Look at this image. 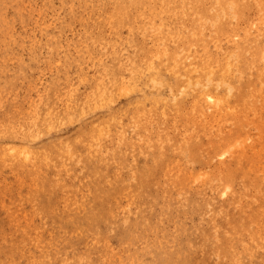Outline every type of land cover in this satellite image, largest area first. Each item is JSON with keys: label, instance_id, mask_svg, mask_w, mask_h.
I'll return each instance as SVG.
<instances>
[{"label": "rangeland", "instance_id": "rangeland-1", "mask_svg": "<svg viewBox=\"0 0 264 264\" xmlns=\"http://www.w3.org/2000/svg\"><path fill=\"white\" fill-rule=\"evenodd\" d=\"M253 1H239V7H237V10L239 11L235 9L236 17L234 18L235 20L232 19V21L234 20V26L232 29L233 32H231V35L233 36H231V41L228 42L231 44L227 43V45L233 46V44L238 42H244V40H247L246 38H249L248 35H250L249 41H246L244 42L245 44H243L248 52L246 55L248 54V56H250L253 46L256 49H259L260 47L258 51L261 55V58L259 59L258 66L256 67L262 68V66H264V34L260 35L259 33L261 32L260 29H262V32H264V13L258 11L257 8L261 6L264 8V2H262L263 0ZM257 1L259 3L262 2L260 3L261 6ZM245 3L248 4L244 5ZM257 3L259 5H257ZM101 4V0H0V264H35L37 261L38 264H56V262L57 264H64L66 260L67 264H89V260L91 261L90 264H102V262H104L103 264H123L124 262L125 264H145L144 262L146 261H148L146 264H167L168 259H170L171 256L176 255L177 252L181 254L183 253L187 259L191 258L190 264H202L201 261L203 262L204 258L211 260V262L208 264H230L233 256L236 255L239 257L242 254L243 256L241 257V264H247V262L249 264H253L254 262L255 264L263 263L264 241H258L260 243L259 245V243L255 240L253 242L249 236V239L251 240L250 241L246 235H243L246 238L242 236L241 238H238V240H235L238 245H236L234 241V243L230 246L232 248L231 252H228L229 254L227 253L226 256H221L220 253L223 252L222 250L226 251V248H224L226 244H230V241H226L227 232L223 230V225L226 223L228 215L235 206L234 196L233 199L231 198V190L238 189L240 182L230 183L233 184L232 188H229L230 190H226L227 188L224 189V185L227 182L222 180V176L216 173V170L215 172L213 170L216 169L219 162L228 159L227 157H229V153L225 154L224 157L215 156L216 158H212L211 160V162L213 161L212 163L210 162L209 164H201L199 162V157H204L208 154L206 143L200 150L195 145L193 146L190 153H184L183 151L186 148L185 143L187 140H189V138L186 139V133L184 129H175L171 121H169L167 124L169 127L168 139L157 134L159 133L162 135V133H160V131L157 129V126L153 120V127L147 125L146 114H148L149 111H151L150 116L152 118L153 114L156 115L155 110L157 108L160 109L159 106H157L158 104L161 106L166 102L171 103V98L165 96L166 92L165 88L163 87L175 85L176 83L173 81L172 75H170L169 72H166V68L161 66V64L159 66L161 69H158L155 72L149 70L144 74H140L138 70L133 69L139 67L138 64L141 60L143 61V66H147L144 63V60L152 51L156 52L157 47L165 48L167 51L171 50V44L165 41H156V39L160 36L158 35V32L164 31V34H167L171 27V31L177 35L180 32V28H190L192 16L189 15V17H182V20H180V25L177 26L173 24L169 16L165 17L163 16V13L157 16L150 8L131 10V12H129L130 17L122 15L121 12H119L116 17H113L109 10L105 13L100 11V8L98 7ZM206 4L205 7L209 9V3ZM159 11L162 10L159 9ZM237 17L241 18L242 20L240 19L239 22L238 19H236ZM243 18L245 19L243 20ZM235 21H238V23ZM244 32H246L247 35L244 34ZM207 34L208 35L206 37L209 36L210 32H207ZM254 36L255 38H253ZM174 40L178 43V45H174L176 49L183 46L182 43L184 41L176 38H174ZM221 43L224 44L225 42ZM247 44L249 49H247ZM227 45L224 44V46ZM227 48L231 50V48L228 46ZM171 55L174 58H177L176 53H171ZM158 61L159 60H156V62ZM258 68L249 69L247 67L249 72H246L245 74V81H255L257 79L255 76L257 75L256 72L258 71ZM143 71H145V69ZM149 75L154 76L158 81H162L161 84L153 86L151 83H149ZM250 76H254L255 78H251ZM179 84L180 83H177V85ZM186 93H188V91L180 90L175 94L178 96L177 100L182 97L185 108L190 111L194 102V95L191 96L190 94ZM72 102L75 105L72 104ZM73 105L74 107H72ZM213 105H216L215 102ZM67 106L70 107L68 108ZM27 109L30 111L28 112ZM70 109H72V111ZM67 110L71 111L70 115L67 114ZM137 110L139 113H137ZM26 111L28 113H26ZM32 112H34L35 115ZM144 113L145 115L142 116ZM249 116L253 117L252 114ZM36 118H41V123L39 120L37 122ZM43 120H46L47 122L45 121V123H48L49 126L48 124L46 125ZM5 123L8 126L6 128L4 127ZM213 125L215 127L218 126L217 123H214ZM49 127L53 128L48 129ZM31 129H33L34 132ZM19 132L23 133L24 136ZM25 134L29 135L26 137ZM33 136L36 138H33ZM202 138L205 141H208L206 136L203 135ZM77 139H79V142ZM75 142L76 144H74ZM240 142L243 144V141ZM53 144L58 146L56 147ZM252 144V139L245 140V145ZM8 145H14L15 148L13 146L10 148ZM73 147L75 148L73 149ZM56 148H58L60 151ZM20 150L24 151V154L28 153L30 155H25L27 157V162H25L26 157ZM65 150L68 151V155L65 153ZM72 152L74 154H72ZM1 154L5 155L1 156ZM69 154L71 155L69 156ZM11 155L14 156L12 157ZM57 155L60 157H55ZM42 156L43 158L49 160H44ZM15 157V160H18L19 164L21 163L23 167L21 164L19 165L17 163L18 161L16 162L14 160ZM38 157L41 159L39 160ZM41 160H43V162ZM53 162L54 164H52ZM59 163H64L63 165H66L67 169L65 166L62 164L60 165ZM44 164L47 166L45 167ZM261 165L264 167V163ZM32 171H34L35 174ZM56 173L60 175L58 176ZM31 174L33 175L31 176ZM255 174H257V176L262 178V181H264V173L256 172ZM47 175L51 176V178ZM53 175L56 177L52 178ZM206 175L207 178L205 177ZM209 175L211 179L209 178ZM178 176L181 177L179 178ZM38 177L40 178L38 179ZM39 180L40 182H38ZM36 182L40 189H35L38 188L35 187L37 186ZM180 183L185 184L187 189L185 186L184 189L183 187H179L181 186ZM88 184L90 187H88ZM46 185L47 188H44ZM79 185L82 189H79ZM83 187L86 188L83 189ZM175 188L177 192L175 191ZM216 188L221 190L218 191ZM223 190L229 192H224ZM89 191H92L90 196L88 193ZM190 191L194 195H192ZM79 192H81L83 196L79 194ZM84 192L88 195H86ZM168 192L171 193L169 194ZM174 192L177 193V200L176 193ZM160 195L163 196L161 197ZM111 196L114 198H111ZM164 196L165 198H163ZM169 196H172L173 200L172 197L170 198ZM186 197L187 200H185ZM78 198H80V200ZM70 199L72 200L71 203ZM135 199L138 201H135ZM168 199L171 201H167ZM191 199H194L193 202H191ZM63 200L66 201L64 202ZM53 201H55V203ZM79 202L80 205L83 203L86 205L85 207L88 210L86 212L88 214L93 209H95L96 212L99 210L101 214L100 217L104 215L103 217L105 219H100L98 223L89 222L80 223L78 225L69 224L71 223L70 216L76 212V207L80 206L78 205ZM43 203L46 204L44 205ZM56 203L58 204V207ZM119 203L121 204L119 205ZM133 204L136 205L134 206ZM138 205L140 206L136 207ZM175 205H177L176 207L179 209H176ZM182 205L185 208H183ZM111 206L113 208H111ZM118 206H120L121 210ZM163 206H165V208ZM203 206L205 207L203 208ZM223 206H225L227 212L224 213V211H222V214L221 208ZM40 207L41 209L43 208V210L47 209V211L45 210L46 214L45 211L43 212V210H40ZM196 207L198 209H196ZM125 208H128V211ZM131 209H134L138 212H134V210L132 211ZM125 211L127 215L124 214ZM86 212L85 214H87ZM161 212L167 215H164L163 213L161 214ZM179 212L181 214H179ZM195 212L198 214V216ZM50 213H54L55 215H51ZM62 213H66V217L64 214L62 215ZM131 213L132 215L130 216ZM75 214L80 216V213L78 212ZM113 214H115L114 217ZM56 215H58V217ZM117 215L120 218H118ZM173 215L178 217H174ZM85 216L86 215H84V217ZM150 216H152L151 219ZM186 216L188 219L184 218ZM166 217L169 220L171 219L173 222L178 220V223H176L177 221L175 223L179 226L175 225V223H172V221H169ZM169 217H172L173 219ZM136 218L138 219V222L136 221ZM108 219L111 220L109 221ZM35 220H37V222L39 221V223H34L36 222ZM64 220L67 222H63ZM180 221L181 224H179ZM262 221L263 222L260 224L261 230L259 231L264 237V220ZM48 222L52 224V226ZM118 223L122 228L120 226L118 227ZM162 223H164L166 226ZM26 224L32 227L31 230H27L24 227ZM67 224L69 228L67 227ZM84 225L86 230H84ZM138 225L141 231L137 229ZM160 226L161 228L163 226V228L160 229ZM55 227L58 231L55 230ZM131 227L133 228V233ZM151 227H154V230ZM156 227L158 229H156ZM177 227H179V229ZM24 228L26 230H23ZM76 228L79 230V232L76 230ZM217 228L220 229L217 231ZM166 229L169 230V238H166L168 237ZM214 229L217 231V233ZM87 230H89L88 233ZM176 231H179V235ZM42 232L44 235L41 234ZM187 232L189 233L187 234ZM62 233L65 234V237ZM141 234H143V236ZM158 234L160 237L161 235H164L163 238L161 237L163 240L158 237ZM198 234H200V238ZM150 236L154 239H152ZM87 237H89V240ZM219 237H222V240ZM71 238L74 239L72 240ZM84 239L88 241H86L87 244ZM95 239L100 243L101 247L97 242H95ZM104 239H106V241H104ZM164 239L166 241H164ZM198 239H200V241ZM141 241L143 244L140 243ZM120 243L121 245L119 246ZM126 243L127 245L128 243L129 245L131 244V249L128 248ZM160 243H164L167 248L163 244L161 246ZM196 243H198V245ZM116 244L117 246L115 247ZM83 245L86 247L84 248ZM45 246L47 247L46 249ZM132 246L135 252L133 251ZM156 246L160 248L162 247L161 250H159L160 248H157ZM199 246L201 247L200 249H198ZM87 247L90 248L88 249ZM222 247L224 249H222ZM233 247H235V249ZM251 247L254 252L258 250L256 248H259L260 253L258 251L254 253L252 250H250ZM78 249H80V251ZM143 249H148V251L144 250L146 252L145 253L143 252ZM239 249L241 251H239ZM98 250H101V252ZM42 251L44 254L41 253ZM75 251L79 252L80 254ZM85 251L89 252L86 254ZM95 251L97 254L94 253ZM124 251L125 253H123ZM172 251L174 253H172ZM61 252L64 256H66L64 257ZM217 252L220 256L215 254ZM48 253L50 254L49 256ZM141 253L142 255L144 254V257L141 256ZM161 253H164L162 258L160 257ZM89 254L91 255L89 256ZM114 254L117 256V258ZM127 254H130L132 257L130 255L127 256ZM191 254H193V256ZM87 255L89 258H91L88 259ZM111 255H114L115 257H111ZM158 255L159 258L157 257ZM54 256H56L57 260ZM60 256H63L62 258H64L65 261ZM122 256L124 258H122ZM138 256L140 257V260L137 259L139 258ZM48 257L50 260H48ZM226 257L229 259L226 260ZM67 258L72 261L70 262L69 260L68 263ZM194 258H196V261H200H197L196 263L192 262V260L194 261ZM7 259H10V261ZM255 259H257V262ZM33 260L36 262H33ZM112 260H114L115 263Z\"/></svg>", "mask_w": 264, "mask_h": 264}, {"label": "bare ground", "instance_id": "bare-ground-1", "mask_svg": "<svg viewBox=\"0 0 264 264\" xmlns=\"http://www.w3.org/2000/svg\"><path fill=\"white\" fill-rule=\"evenodd\" d=\"M85 1V0H84ZM210 1V2H209ZM239 1L240 0H101V5L98 7L100 8V11L101 12H107L108 10L110 11V14L113 16V17H116L118 15L119 12H121L122 15L124 16H128L130 17V14L129 12H131V10H134V9H140V8H150L153 10V12L155 13V15L159 16L163 13V16L165 17H170V20L173 22L174 25H180V20H182V17H189L192 16V21H191V26L190 28H180L179 29V34L175 35L172 31H171V27L168 31L167 34H164V31H159L158 32V35H160L156 41H165L169 44H171L172 46V49L167 51L165 50V48H161V47H157V51L154 52L152 51L149 56L144 60V63L147 65V66H143V61L141 60L138 64V68H135L133 70H138V72L140 74H144L146 73L147 71L149 70H152V71H157L158 69H161L159 66L161 64V66H164L166 68V72H169L170 75H172L173 77V81L176 83L175 85H170L168 87L164 86L163 88H165V96L166 97H170L171 98V103H164L160 106V104H158L157 106H159L160 109H156L155 110V114H153L152 118L150 116L151 114V111H149L148 114H146V119H147V125L148 126H152L153 127V122L156 124L157 126V129L160 131V133H162V135H160L159 133H157L159 136L161 137H165V138H168V132H169V127L167 126L168 122L171 121L173 127L177 130H179L180 128L181 129H184L185 130V133H186V139L189 138V140L186 141L185 145H186V148L185 150L183 151L184 153H190L192 151V148L193 146H197L200 149H202L203 145L206 143V147H207V156H204V157H199V162L201 164H209L212 160V158H216L215 156H223L225 154H228L229 153V157H227L228 159L222 161V162H219V164L217 165L216 169H214L213 171L215 172L216 170V173L220 174L222 176V180L227 182L225 183L224 185V189L227 188L226 190H228L229 188L231 189L233 184H230V183H235V182H240V184L238 185V189H234V190H231L232 191V194H231V198L233 199V196H234V203H235V206L233 208V210L230 212V214L228 215V218H227V221L226 223L223 225L224 228L223 230L227 232V242L230 241V244H226V246L224 248H226L224 250H222L223 252H220L221 253V256H226V254L228 252H231V248L230 247L235 240H238V238H241L243 235L245 236H248V239H249V236L251 237V240H254L256 242L260 241H264V237L262 236V234L260 233L259 230H261V227H260V224L263 222L262 220H264V181H262L263 179L258 177L257 174H255L256 172H261V173H264V167L261 165L262 163H264V66H262V68H258L256 66H258V61L259 59L261 58V55L259 53V49H256L254 46H253V50L250 52V56H248V54L246 55L247 50L245 48V46L243 44H245L244 42L246 41H249V38H250V35L249 38H246L247 40H244L241 41V42H238L236 44H233L232 45H227L228 42L231 41V32L232 29H233V26H234V18L236 17V14H235V9L237 10V7H239ZM243 1V0H242ZM249 1V0H247ZM253 1V0H252ZM262 1V0H260ZM82 2V1H81ZM90 2V1H89ZM99 2V1H98ZM254 2V1H253ZM256 2V1H255ZM258 2V1H257ZM264 2V0L262 1ZM260 2V3H262ZM83 3V2H82ZM206 3H209L208 5H210L209 9H207L205 7V4ZM259 3V2H258ZM257 3V5H259ZM96 4V2H95ZM94 4V5H95ZM98 4V3H97ZM100 4V2H99ZM242 4V3H241ZM248 3H245L244 5H246ZM254 4V3H253ZM83 5V4H82ZM85 5V4H84ZM92 5V3H91ZM207 5V4H206ZM256 5V4H255ZM88 6V5H87ZM261 6V4H260ZM264 6V4H263ZM94 7V6H93ZM243 7V5H242ZM91 8V7H90ZM94 9V8H93ZM162 10V11H159ZM242 9V8H241ZM258 11H261L262 13H264V8L261 6L259 8H257ZM239 11V10H237ZM245 13V12H244ZM243 13V14H244ZM235 14V15H234ZM259 14V13H258ZM257 15V14H256ZM239 16V15H237ZM250 18V17H249ZM261 18V17H260ZM259 18V19H260ZM232 19H234L232 21ZM238 19V21L241 19V18H236ZM245 18H243L244 20ZM242 20V19H241ZM251 20V19H250ZM238 21H235L238 23ZM240 22V21H239ZM246 23V22H245ZM263 24V23H262ZM259 26V25H258ZM262 26V25H261ZM264 26V25H263ZM262 26V27H263ZM248 27V26H247ZM260 27V26H259ZM239 28V27H238ZM264 28V27H263ZM239 30V29H238ZM245 30V29H244ZM259 30V29H258ZM261 32L258 33L261 35V34H264V32H262V29H260ZM256 31V30H255ZM207 32H210L209 36L206 37L208 34ZM241 34V33H240ZM244 34H246V32H244ZM242 35V34H241ZM247 35V34H246ZM257 36H259L258 34H256ZM247 36V37H248ZM176 39H179L181 41H184L182 44L183 46L181 48H175L174 45L178 43L174 40V38ZM239 38V37H238ZM242 38V36H241ZM255 38V36L253 37ZM234 39V38H233ZM258 40V39H257ZM233 41V40H232ZM221 42H225L224 44L227 45L230 49L227 48V46H224V44H222ZM253 42V41H252ZM153 43V42H152ZM251 43V42H250ZM263 43V42H262ZM228 44H231V43H228ZM253 45V44H252ZM251 45V46H252ZM153 47V46H152ZM151 48V47H150ZM247 49L248 48V44H247ZM262 49V48H261ZM171 53H176L177 55V58H174ZM264 53V52H263ZM156 60H159L158 62H156ZM264 63V61H263ZM262 63V64H263ZM247 67L249 69H256L258 68V71L256 72V76L257 79L255 81H245L246 79L245 78V74L246 72L248 73L249 72V69H247ZM145 69V71H143ZM168 73V74H169ZM249 77V76H248ZM251 77V76H250ZM254 77V76H253ZM251 77V78H253ZM254 77V78H255ZM250 78V79H251ZM149 79V83H151L153 86H156V85H160L162 81H158L154 76H151L149 75L148 77ZM177 83H180L179 85H177ZM161 89V88H159ZM180 90H186L188 91V93L186 94H190L191 96L194 95V102H193V105H192V109L190 111H188L185 106H184V103H183V100H182V97L180 99L177 100V95L175 94L176 92L180 91ZM191 92V93H190ZM1 93V92H0ZM52 95V94H51ZM54 96V95H53ZM56 100V99H55ZM52 101V100H51ZM50 101V102H51ZM213 101V102H212ZM49 102V103H50ZM56 102V101H55ZM215 102L216 105H213V103ZM48 104V103H47ZM72 104H74L72 102ZM75 105V104H74ZM74 105L72 107H74ZM214 107H213V106ZM184 106V108H183ZM68 108L70 106H67ZM74 109V108H73ZM51 110V109H49ZM72 111V109H70ZM70 110H67V114L70 115ZM28 111V109H27ZM26 111V113H28ZM169 111V112H168ZM51 112V111H49ZM174 112V113H173ZM34 113V112H32ZM137 113H139V111L137 110ZM10 114V113H9ZM49 114V113H48ZM252 114L253 117H250L249 115ZM27 115V114H26ZM35 115V113H34ZM145 113L142 115L144 116ZM11 116V115H10ZM39 116V115H38ZM41 116V115H40ZM26 117V116H25ZM35 118V117H34ZM12 119V118H10ZM14 119V118H13ZM26 120V119H25ZM29 120V119H28ZM37 122L38 120L40 121L41 118H36ZM47 120V119H46ZM45 120V121H46ZM153 120V122H152ZM27 121V120H26ZM44 121V120H43ZM44 121V123H45ZM11 122V121H10ZM35 122V123H37ZM47 122V121H46ZM27 123V122H26ZM31 123V122H30ZM41 123V121H40ZM42 123V124H44ZM214 123H217L218 126L215 127L213 124ZM9 124V123H8ZM13 124V123H12ZM32 124V123H31ZM46 124V123H45ZM48 124V123H47ZM46 124V125H47ZM92 124V123H91ZM138 124H139V121H138ZM11 125V124H10ZM27 125V124H26ZM35 125V124H33ZM54 125V124H53ZM22 126V125H21ZM49 126V124H48ZM52 126V125H51ZM5 128L8 127L5 123ZM34 127V126H33ZM36 127V126H35ZM42 127V126H41ZM24 128V127H23ZM45 128V127H44ZM50 128H53V127H49L48 129ZM34 129V128H33ZM31 129L33 132L34 130ZM43 129V128H42ZM16 130V129H15ZM21 130V129H20ZM31 131V132H32ZM47 131V130H46ZM9 132V131H8ZM17 132V131H16ZM21 132V131H20ZM19 132V133H20ZM24 132V131H23ZM42 132V131H41ZM15 133V132H13ZM25 133V132H24ZM82 133V132H81ZM87 133V132H85ZM12 134V132H11ZM9 134V135H11ZM17 134V133H16ZM20 134H23V133H20ZM34 134V133H33ZM32 134V135H33ZM125 134V133H124ZM13 135V134H12ZM15 135V134H14ZM26 137L29 135L25 134ZM31 135V134H30ZM86 135V134H85ZM206 136L208 138V141H205L202 136ZM24 136V134H23ZM22 137V135H21ZM20 137V138H21ZM33 138H36L33 136ZM32 138V139H33ZM14 139V137H13ZM31 139V138H30ZM28 139V140H30ZM169 139V138H168ZM248 139H252L253 140V144L252 145H245V140H248ZM15 140V139H14ZM19 140V139H18ZM26 140V139H25ZM24 140V141H25ZM54 140V139H52ZM79 139H77L78 141ZM20 141V140H19ZM23 141V142H24ZM64 141V140H63ZM72 141V140H71ZM70 141V142H71ZM240 141H243V144H241ZM53 142V141H51ZM61 142V141H60ZM66 142V141H65ZM79 142V141H78ZM69 143V142H68ZM20 144V143H19ZM76 144V142L74 143ZM51 145V144H50ZM54 145V144H53ZM52 145V146H53ZM72 145V144H71ZM9 146V145H8ZM14 147V145H12ZM12 146H9L10 148ZM20 146V145H19ZM27 146V145H26ZM25 146V147H26ZM47 146V145H46ZM45 146V147H46ZM49 146V145H48ZM56 146V145H54ZM58 146V145H57ZM56 146V147H57ZM60 146V145H59ZM23 147V145H22ZM44 147V148H45ZM61 147V146H60ZM64 147V146H63ZM15 148V147H14ZM17 148V147H16ZM33 148V147H31ZM50 148V147H49ZM54 148V147H53ZM62 148V147H61ZM60 148V149H61ZM75 147H73L74 149ZM13 149V148H12ZM22 149V148H21ZM41 149V148H40ZM57 150H59L58 148H56ZM72 149V148H70ZM2 150V149H1ZM5 150V149H4ZM9 150V149H8ZM24 150V149H23ZM29 150V149H28ZM44 150H48V149H44ZM14 151V149H13ZM11 151V152H13ZM22 151V150H20ZM19 151V153H20ZM25 151H26V148H25ZM33 151V150H32ZM37 151V150H36ZM43 151V150H42ZM53 151V150H52ZM60 151V150H59ZM66 151V150H65ZM24 151H22V154L25 156L26 154L28 153H23ZM31 152V151H29ZM35 152V151H33ZM45 152V151H44ZM49 152V151H48ZM62 152V151H61ZM68 151H66L65 153L67 154ZM75 152V151H74ZM17 153V154H19ZM36 153V152H35ZM51 153V151H50ZM56 153V152H55ZM60 153V152H59ZM64 153V152H62ZM14 154V153H12ZM33 154V153H32ZM72 154H74L72 152ZM5 155V154H3ZM1 154V156H3ZM29 155V154H28ZM44 155V154H43ZM46 155V154H45ZM50 155V154H49ZM54 155V154H53ZM68 155V154H67ZM71 154H69L70 156ZM12 156V155H11ZM14 156V155H13ZM12 156V157H13ZM30 156V155H29ZM35 156V155H34ZM40 156V155H39ZM48 156V155H47ZM6 157V156H4ZM10 157V156H8ZM26 157V156H25ZM41 157V156H40ZM46 157V156H45ZM55 157H60L59 155L55 156ZM63 157V156H62ZM72 157V156H71ZM226 157V156H225ZM2 158V157H1ZM37 158V157H36ZM35 158V159H36ZM39 158V157H38ZM43 158V156H42ZM50 158V157H49ZM69 158V157H68ZM10 159V158H8ZM16 159V157L14 158V160ZM27 159V157L25 158V160ZM29 159V157H28ZM33 159V158H32ZM34 159V160H35ZM41 158H39L40 160ZM44 160L46 158H43ZM61 159V158H60ZM59 159V160H60ZM37 160V159H36ZM38 160V161H39ZM46 160H49V159H46ZM4 161V160H3ZM13 161V160H12ZM16 161V160H15ZM18 161V160H17ZM16 161V162H17ZM21 161V160H20ZM43 162V160H41ZM51 161V160H50ZM53 161V160H52ZM57 161V160H56ZM64 161V160H63ZM67 161V160H66ZM65 161V162H66ZM81 161V160H80ZM27 162V160L25 161ZM37 162V161H36ZM36 162H33V163H36ZM46 162V161H45ZM61 162V160H60ZM213 162V161H212ZM211 162V163H212ZM216 162V161H215ZM218 162V161H217ZM3 163V162H2ZM5 163V162H4ZM7 163V162H6ZM19 164V161L17 162ZM10 164V163H9ZM21 164V163H20ZM19 164V165H20ZM30 164V163H29ZM54 164V162L52 163ZM60 165L64 164V163H59ZM12 165V164H11ZM22 165V164H21ZM57 165V164H56ZM25 166V165H24ZM45 166V164H44ZM47 166V165H46ZM45 166V167H46ZM55 166V165H54ZM65 166L66 168V165H63ZM62 166V167H63ZM212 166V164H211ZM19 167V166H18ZM23 167V165H22ZM61 167V166H60ZM68 167V166H67ZM26 168V166H25ZM59 168V167H58ZM215 168V167H213ZM212 168V169H213ZM28 169V168H27ZM67 169V168H66ZM24 170V169H23ZM21 171V169H20ZM26 171V170H25ZM191 171V170H190ZM23 172V171H22ZM28 172V171H27ZM34 172V171H32ZM30 172V173H32ZM192 172V171H191ZM29 173V172H28ZM54 173V172H53ZM52 173V174H53ZM35 174V172H34ZM57 174V173H56ZM210 174V173H209ZM214 174V173H213ZM33 174H31L32 176ZM58 176L60 174H57ZM208 175V174H207ZM207 175L205 176L207 178ZM219 175V176H220ZM30 176V175H29ZM28 176V178H29ZM39 176V175H38ZM48 176V175H47ZM191 176V175H190ZM264 176V175H263ZM24 177V176H23ZM35 177V176H34ZM45 177V176H44ZM43 177V178H44ZM51 178V176H48ZM55 178L56 176H52V178ZM179 178L181 176H178ZM183 177V176H182ZM214 177V176H213ZM25 178V177H24ZM40 177H38L39 179ZM193 178V177H192ZM209 178L211 179L210 175H209ZM208 178V179H209ZM49 179V178H48ZM24 180V179H23ZM32 180V179H30ZM35 180V179H33ZM37 180V179H36ZM44 180V179H43ZM190 180V178H189ZM221 180V179H220ZM25 181V180H24ZM42 181V180H41ZM217 181V179H216ZM40 182V180L38 181ZM43 182V181H42ZM48 182V181H47ZM214 182V181H213ZM221 182V181H219ZM28 183V181H27ZM26 183V184H27ZM30 183V181H29ZM186 183V182H185ZM188 183V182H187ZM32 184V183H31ZM40 184V183H39ZM42 184V183H41ZM78 184V183H77ZM76 184V185H77ZM81 184V183H80ZM92 184V183H91ZM95 184V183H93ZM173 184V183H172ZM176 184V183H175ZM181 184V183H180ZM29 185V184H28ZM36 185H37V182H36ZM74 185V186H76ZM99 185V184H98ZM123 185V184H122ZM174 185V184H173ZM222 185V186H223ZM33 186V185H32ZM59 186V185H57ZM78 186V185H77ZM105 186V185H104ZM161 186V185H160ZM184 186L185 184H181V186L179 187H183L184 189ZM212 186V185H211ZM262 186V188H261ZM30 187V186H29ZM35 187H38L35 186ZM88 187H90V185L88 184ZM99 187V186H98ZM101 187V185H100ZM121 187V186H120ZM119 187V188H120ZM151 187V186H149ZM153 187V186H152ZM158 187V185H157ZM162 187V186H161ZM186 187V186H185ZM198 187V186H197ZM235 187V186H234ZM43 188V186H42ZM44 188H47V185L44 187ZM53 188V186H52ZM51 188V189H52ZM56 188V187H55ZM75 188V187H74ZM86 188V187H85ZM83 187V189H85ZM107 188V187H106ZM160 188V187H159ZM172 188V187H171ZM170 188V189H171ZM178 188V186H177ZM213 188V186H212ZM236 188V187H235ZM35 189H40L39 187L38 188H35ZM76 189V188H75ZM79 189H82L79 185ZM88 189V188H87ZM96 189V188H95ZM164 190H166L165 188H163ZM174 189V188H173ZM179 189V188H178ZM182 189V190H183ZM187 189V187H186ZM217 189V188H216ZM219 189V188H218ZM217 189V190H218ZM229 189V190H230ZM48 190H49V187H48ZM89 190V189H88ZM103 190V189H102ZM105 190V189H104ZM125 190V188H124ZM189 190V189H188ZM192 190V189H191ZM213 190V189H212ZM216 190V191H217ZM221 190V189H220ZM218 190V191H220ZM225 190V191H226ZM253 190V191H252ZM45 191V190H44ZM74 191V190H73ZM78 191V189H77ZM82 191V190H81ZM159 191V190H158ZM163 191V190H162ZM172 191V190H171ZM175 191L177 192L176 188H175ZM193 191H196V190H193ZM224 191V190H223ZM224 191V192H225ZM230 191V192H231ZM252 191V192H251ZM92 191H89V196L91 195ZM94 192V191H93ZM115 192V191H114ZM142 192V190H141ZM164 192V191H163ZM174 192V193H176ZM181 192V191H180ZM189 192V191H188ZM191 192V191H190ZM223 192V193H224ZM226 192H229V191H226ZM45 193V192H43ZM78 193V192H77ZM83 193V192H82ZM85 193V192H84ZM137 193V192H136ZM143 193V192H142ZM167 193V191H166ZM164 193V194H166ZM169 193V192H168ZM171 193V192H170ZM169 193V194H170ZM195 193V192H194ZM201 193V192H200ZM79 194H81V192H79ZM86 194V193H85ZM146 194V193H144ZM179 194V193H178ZM192 194V192H191ZM203 194V193H202ZM213 194V193H212ZM220 194V192H219ZM229 194V193H228ZM74 195V194H73ZM82 195V194H81ZM88 195V194H86ZM102 195V194H101ZM129 195V194H128ZM181 195V194H179ZM194 195V194H192ZM198 195V194H197ZM83 196V195H82ZM81 196V197H82ZM133 196V195H132ZM161 197L163 195H160ZM186 196V195H185ZM184 196V197H185ZM205 196V195H204ZM221 196V195H220ZM226 196V195H225ZM228 196V195H227ZM80 197V198H81ZM113 196H111L112 198ZM137 197V196H136ZM170 197V196H169ZM172 197V196H171ZM170 197V198H171ZM176 197H177V193H176ZM180 197V196H179ZM189 197H190V194H189ZM202 197V196H201ZM80 198H78L80 200ZM92 198V197H91ZM90 198V199H91ZM114 198V197H113ZM127 198V196H126ZM165 198V196L163 197ZM206 198V197H205ZM225 198V197H224ZM87 199V198H86ZM133 199V198H132ZM178 199V197L176 198V200ZM209 199V198H207ZM109 200V198H108ZM143 200V198H142ZM154 200V199H152ZM159 200V198H158ZM157 200V201H158ZM170 199H168L167 201H169ZM172 200H173V197H172ZM175 200V199H174ZM187 200V197L186 199ZM194 200V199H193ZM193 200L191 199V202H193ZM197 200V199H196ZM212 200V199H211ZM61 201V200H60ZM64 201V200H63ZM66 201V200H65ZM64 201V202H65ZM69 201V200H68ZM74 201V200H73ZM135 201H138L135 199ZM146 201V200H145ZM171 201V200H170ZM182 201V200H181ZM199 201V200H198ZM220 201V200H219ZM33 202V201H32ZM38 202V201H37ZM55 203V201H53ZM52 202V203H53ZM72 202V200L70 199V203ZM104 202V201H102ZM121 202V201H120ZM127 202V201H126ZM134 202V201H133ZM35 203V202H34ZM33 203V204H34ZM39 203V202H38ZM69 203V202H68ZM69 203V205H70ZM74 203V202H73ZM72 203V204H73ZM86 203V202H85ZM91 203V202H90ZM113 203V202H112ZM135 203V202H134ZM145 203V202H144ZM149 203V202H148ZM170 203V202H169ZM173 203V201H172ZM185 203V202H184ZM187 203V202H186ZM195 203V202H194ZM193 203V204H194ZM212 203V202H210ZM217 203V202H216ZM44 204V203H43ZM42 204V205H43ZM46 204V203H45ZM44 204V205H45ZM51 204V203H50ZM57 204V203H56ZM63 204V203H62ZM61 204V205H62ZM110 204V203H109ZM115 204V203H114ZM121 203H119L120 205ZM131 204V203H130ZM137 204V203H136ZM135 204V205H136ZM142 204V203H141ZM150 204H151V201H150ZM176 204V203H174ZM173 204V205H174ZM201 204H202V200H201ZM215 204V203H214ZM43 205V207H44ZM52 205V204H51ZM66 205V204H64ZM74 205V204H73ZM72 205V207H73ZM80 205V202L79 204ZM91 205V204H90ZM88 205V206H90ZM103 205V203H102ZM116 205V204H115ZM129 205V203H128ZM134 205V204H133ZM132 205V206H133ZM134 205V206H135ZM164 205V204H163ZM180 205V204H179ZM178 205V206H179ZM192 205V204H191ZM195 205H198V204H195ZM217 205V204H216ZM41 206V205H40ZM47 206V205H46ZM67 206V205H66ZM86 205L83 203L82 205L76 207V212L80 213V216H77L75 213V210H74V214L70 216V221L71 223L69 224H75V225H78L80 223H89V222H95V223H98L101 220L105 219L103 216H101L100 214V211L98 210L97 212L95 211V209H93L89 214L86 212L88 211L85 207ZM131 206V205H130ZM133 206V207H134ZM140 205L136 206V207H139ZM145 206V205H144ZM160 206V205H159ZM162 206V205H161ZM169 206V204H168ZM171 206V205H170ZM177 205H175L176 207ZM181 206V205H180ZM188 206V205H187ZM214 206V205H213ZM221 206V205H220ZM48 207V206H47ZM46 207V208H47ZM57 207H58V204H57ZM119 209H120V206H118ZM117 207V208H118ZM125 207V206H124ZM124 207H123V210H124ZM142 207V206H141ZM153 207V206H152ZM151 207V208H152ZM165 208V206H163ZM162 207V208H163ZM172 207V206H171ZM183 207V205H182ZM181 207V208H182ZM193 207V206H192ZM201 207V206H200ZM205 206H203L204 208ZM210 207V206H209ZM208 207V208H209ZM230 207V206H229ZM228 207V208H229ZM34 208V207H33ZM37 208V207H36ZM50 208V206H49ZM65 208V207H64ZM111 208H113L111 206ZM116 208V207H115ZM114 208V209H115ZM135 208V207H134ZM161 208V209H162ZM167 208V207H166ZM180 208V209H181ZM185 208V207H183ZM182 208V209H183ZM232 208V207H231ZM39 209V208H38ZM73 209V208H72ZM100 209H103V208H100ZM110 209V208H109ZM127 209L128 211V208H125ZM138 209V208H137ZM156 209V208H155ZM168 209V208H167ZM176 209H179L176 207ZM175 209V210H176ZM196 209H198L196 207ZM222 209H225V206H223L221 208V212L224 211L227 212V210H222ZM15 210V208H14ZM13 210V211H14ZM33 210V209H32ZM40 210H43V208L41 209L40 207ZM39 210V211H40ZM47 211V209H45ZM43 210V212L45 211ZM54 210V208H53ZM112 210V209H111ZM121 210V209H120ZM132 210V209H131ZM134 210V209H133ZM132 210V211H133ZM143 210V208H142ZM140 210V211H142ZM158 210V209H156ZM163 210V209H162ZM171 210V209H170ZM184 210V209H183ZM187 210V209H186ZM209 210V209H208ZM10 211V209H9ZM20 211V210H19ZM46 211H45V214H46ZM56 211V210H55ZM60 211V210H59ZM114 211V210H113ZM116 211V210H115ZM131 211V212H132ZM139 211V209H138ZM138 211H135L134 212H138ZM159 211V210H158ZM156 211V212H158ZM164 211V210H163ZM180 211V210H179ZM190 211V210H189ZM195 211V210H194ZM205 211V210H204ZM220 211V210H218ZM18 212V211H17ZM54 212V211H53ZM61 212H64V211H61ZM66 212V211H65ZM85 212L87 214H85ZM111 212V211H109ZM118 212V211H117ZM122 212V211H121ZM130 212V211H129ZM176 212V211H175ZM174 212V213H175ZM203 212V210H202ZM201 212V213H202ZM26 213V212H25ZM39 213V212H37ZM41 213V212H40ZM58 213V212H57ZM70 213V212H69ZM107 213V212H106ZM105 213V214H106ZM120 213V212H119ZM133 213V212H132ZM132 213L130 214V216L132 215ZM147 213V212H145ZM163 212H161L162 214ZM172 213V212H171ZM187 213V211H186ZM192 213V212H191ZM196 213V212H195ZM209 213V212H208ZM51 215H55L54 213H50ZM64 213H62L63 215ZM124 214H126V211L124 212ZM136 214V213H135ZM142 214V213H141ZM158 214V213H157ZM164 214V213H163ZM179 214H181L179 212ZM178 214V215H179ZM197 214V213H196ZM200 214V213H199ZM216 214V213H215ZM223 214V212H222ZM23 215V214H22ZM44 215V214H42ZM65 217H66V213L64 214ZM84 215H86L84 217ZM115 214H113V217H114ZM127 215V214H126ZM137 215V214H136ZM164 215H167V214H164ZM163 215V216H164ZM176 215V214H175ZM173 215L174 217H178V216H175ZM192 215V214H190ZM194 215V214H193ZM201 215V214H200ZM212 215V213H211ZM210 215V217H211ZM50 216V215H48ZM58 217V215H56ZM106 216V215H105ZM129 216V217H130ZM138 216V215H137ZM157 216V215H156ZM155 216V217H156ZM181 216V215H180ZM179 216V217H180ZM188 216V215H187ZM184 217V218H187ZM198 216V214H197ZM21 217V216H20ZM27 217V216H26ZM40 217V216H39ZM41 217H44V216H41ZM47 217V216H46ZM55 217V216H54ZM107 217V216H106ZM116 217V216H115ZM118 217V215H117ZM124 217V216H123ZM129 217H128V220H129ZM145 217V216H143ZM152 216H150V219H151ZM194 217V216H193ZM192 217V218H193ZM209 217V216H208ZM217 217V216H216ZM10 218V217H9ZM22 218V217H21ZM68 218V217H67ZM120 218V217H118ZM140 218V217H139ZM159 218V217H157ZM164 218V217H162ZM167 218V217H166ZM169 218H172V217H169ZM205 218V217H204ZM14 219V218H13ZM17 219V218H16ZM23 219V218H22ZM43 219V218H41ZM46 219V218H45ZM83 219V220H82ZM124 219V218H123ZM127 219V218H126ZM149 219V218H148ZM161 219V217H160ZM168 219V218H167ZM173 219V218H172ZM175 219V218H174ZM178 219V218H176ZM188 219V218H187ZM209 219V218H208ZM53 220V219H52ZM69 220V219H68ZM109 220V219H108ZM111 220V219H110ZM109 220V221H110ZM125 220V219H124ZM138 219L136 218V221ZM169 220V219H168ZM193 220V219H192ZM190 220V221H192ZM199 220V219H198ZM206 220V219H205ZM204 220V221H205ZM260 220V221H259ZM34 221V220H33ZM36 222L34 223H39V221L37 222V220H35ZM51 221V220H50ZM107 221V219H106ZM119 221V220H117ZM122 221V220H121ZM140 221V220H139ZM152 221V220H151ZM155 221V220H154ZM169 221H172L171 219ZM177 221V222H176ZM175 222L178 223V220H176ZM185 221V220H184ZM187 221V220H186ZM209 221V220H208ZM259 221V222H258ZM22 222V221H20ZM28 222V221H27ZM43 222V221H42ZM65 222V220L63 221ZM67 222V221H66ZM65 222V223H66ZM114 222V220H113ZM138 222V221H137ZM141 222V221H140ZM163 222V221H162ZM172 221V223H175ZM188 222V221H187ZM198 222V221H197ZM207 222V221H206ZM214 222V221H213ZM218 222V221H217ZM17 223V222H16ZM15 223V224H16ZM23 223V222H22ZM32 223V222H31ZM49 223V222H48ZM46 223V224H48ZM127 223V222H125ZM175 223V225H177ZM193 223V222H192ZM195 223V222H194ZM219 223V222H218ZM50 224V223H49ZM55 224V223H54ZM161 224V223H159ZM158 224V225H159ZM163 225H165L164 223H162ZM179 224H181V221L179 222ZM184 224V223H183ZM186 224V223H185ZM203 224V223H202ZM213 224V223H212ZM52 226V224H50ZM63 225V224H62ZM113 225V224H112ZM117 225V224H116ZM140 225V224H139ZM139 225H138V228H139ZM144 225V224H143ZM154 225V224H153ZM152 225V226H153ZM168 225V224H167ZM171 225V224H170ZM187 225V224H186ZM190 225V224H189ZM198 225V224H197ZM211 225V224H210ZM217 225V224H215ZM214 225V227L216 228V226ZM24 226V225H23ZM39 226V225H37ZM58 226V225H57ZM64 226V225H63ZM119 223H118V227H119ZM155 226V225H154ZM166 226V225H165ZM179 226V225H177ZM200 226V225H199ZM198 226V227H199ZM208 226V225H206ZM218 226V225H217ZM220 226V224H219ZM27 230H31L32 227H30L28 224H26L24 226ZM50 227V226H49ZM54 227V226H53ZM52 227V228H53ZM67 227H68V224H67ZM74 227V226H72ZM83 227V225H82ZM87 227V226H86ZM121 227V226H120ZM124 227V226H123ZM135 227V226H134ZM141 227V226H140ZM159 227V226H158ZM175 227V226H174ZM183 227V226H182ZM181 227V228H182ZM212 227V226H211ZM221 227V226H220ZM23 229V230H26V229ZM40 228V227H39ZM46 228V227H45ZM56 228V227H55ZM62 228V227H60ZM69 228V227H68ZM84 228H85V225H84ZM122 228V227H121ZM145 228V226H144ZM153 228L154 230V227H151ZM163 228V226H162ZM161 226H160V229H162ZM179 229V227H177ZM188 228V227H187ZM194 228V227H193ZM196 228V227H195ZM22 229V227H21ZM48 229V228H47ZM50 229V228H49ZM59 229V228H58ZM88 229V228H87ZM113 229V227H112ZM126 229V228H125ZM132 229V233H133V228L131 227ZM148 229V228H147ZM146 229V230H147ZM150 229V228H149ZM156 229H158L156 227ZM169 229V228H168ZM175 229V228H174ZM173 229V230H174ZM177 229V230H178ZM184 229V228H183ZM189 229V228H188ZM198 229V228H197ZM196 229V230H197ZM205 229V228H204ZM202 229V230H204ZM210 229V228H209ZM213 229V228H212ZM220 228H217V231L219 230ZM14 230V229H13ZM37 230V229H36ZM57 230V228L55 229ZM61 230V229H60ZM59 230V231H60ZM77 230V228H76ZM75 230V231H76ZM86 230V228L84 229ZM116 230V229H115ZM167 230V229H166ZM171 230V229H170ZM195 230V231H196ZM207 230V229H206ZM215 230V229H214ZM253 230V231H251ZM258 230V231H257ZM51 231V230H49ZM54 231V230H52ZM58 231V230H57ZM72 231V230H71ZM79 232V230H77ZM76 231V232H77ZM81 231V230H80ZM83 231V230H82ZM118 231V230H117ZM136 231V230H135ZM141 231V230H140ZM145 231V230H144ZM148 231V230H147ZM150 231V230H149ZM160 231V230H158ZM169 230H167L166 232L168 233ZM172 231V230H171ZM184 231V230H183ZM182 231V232H183ZM188 231V230H187ZM199 231V230H198ZM197 231V233H198ZM209 231V230H208ZM207 231V232H208ZM213 231V230H212ZM216 231V230H215ZM216 231V233H217ZM10 232V231H9ZM25 232V231H24ZM44 232V231H43ZM43 232L41 234H43ZM64 232V230H63ZM89 232V230H87V233ZM92 232V231H91ZM103 232V231H102ZM137 232V231H136ZM165 232V231H164ZM173 232V231H172ZM177 232V231H176ZM175 232V233H176ZM181 232V231H180ZM186 232V231H185ZM211 232V231H209ZM214 232V231H213ZM68 233V232H67ZM83 233V232H82ZM93 233V232H92ZM131 233V232H130ZM140 233V232H139ZM142 233V232H141ZM155 233V232H154ZM157 233V232H156ZM166 233V234H167ZM171 233V232H170ZM174 233V232H173ZM179 233V231L177 232V234ZM189 232H187L188 234ZM192 233V232H191ZM48 234V233H47ZM50 234V233H49ZM61 234V233H60ZM64 234V233H62ZM72 234V233H71ZM79 234V233H78ZM86 234V232H85ZM90 234V233H89ZM122 234V233H121ZM135 234V233H134ZM144 234V233H143ZM143 234H141L143 236ZM150 234V233H149ZM161 234V233H159ZM158 234V237H160ZM164 234V233H162ZM177 234H176V237H177ZM206 234V233H205ZM226 234V233H225ZM40 235V234H39ZM44 235V234H43ZM51 235V234H50ZM54 235V233H53ZM70 235V234H69ZM68 235V236H69ZM74 235V234H73ZM71 235V236H73ZM83 235V234H82ZM123 235V234H122ZM129 235V234H128ZM132 235V234H131ZM140 235V234H139ZM154 235V234H152ZM179 235V234H178ZM184 235V234H183ZM199 235V238H200V234ZM208 235V234H207ZM58 236V235H56ZM67 236V237H68ZM85 236V235H84ZM83 236V237H84ZM97 236V235H96ZM130 236V235H129ZM164 236V235H163ZM163 236L161 235V237L163 238ZM188 236V235H187ZM196 236V235H195ZM205 236V235H204ZM221 236V235H220ZM243 236V237H244ZM62 237V236H61ZM64 237H65V234H64ZM74 237V236H73ZM78 237V236H77ZM126 237V235H125ZM124 237V238H125ZM137 237V236H136ZM151 237V236H150ZM155 237H156V234H155ZM160 237V238H161ZM181 237V236H180ZM207 237V236H205ZM218 237V236H217ZM43 238V237H42ZM51 238V237H50ZM69 238V237H68ZM67 238V239H68ZM75 238H76V235H75ZM89 237H87L88 239ZM138 238V237H137ZM152 238V237H151ZM161 238V239H162ZM166 238H169V233H168V237ZM189 238V236H188ZM194 238V237H193ZM220 239L222 237H219ZM246 238V237H244ZM41 239V238H39ZM59 239V238H58ZM70 239V238H69ZM72 239V238H71ZM74 239V238H73ZM72 239V240H73ZM94 239V238H93ZM99 239V238H98ZM109 239V238H108ZM123 239V238H121ZM145 239V238H144ZM154 239V238H152ZM192 239V238H191ZM195 239V238H194ZM206 239V238H205ZM224 239V237H223ZM43 240V239H42ZM57 240V239H56ZM55 240V241H56ZM61 240V238H60ZM85 240V239H84ZM89 240V239H88ZM91 240V238H90ZM120 240V239H119ZM124 240V239H123ZM148 240V239H146ZM145 240V241H146ZM163 240V239H162ZM170 240V239H169ZM200 241V239H198ZM203 240V239H202ZM222 240V239H221ZM241 240V239H240ZM250 240V239H249ZM250 240V241H251ZM46 241V240H45ZM52 241V240H50ZM54 241V240H53ZM87 240H85L86 242ZM101 241V240H100ZM104 241H106V239H104ZM109 241V240H107ZM122 241V240H121ZM134 241H137V240H134ZM144 241V240H142ZM142 241L140 242L141 244ZM149 241V240H148ZM164 241H166L164 239ZM162 241V242H164ZM220 241V240H219ZM246 241V240H245ZM41 242V240H40ZM59 242V241H58ZM88 242V241H87ZM86 242V244H87ZM92 242V241H91ZM95 242L96 239H95ZM120 242V241H119ZM133 242V241H132ZM131 242V243H132ZM189 242V241H187ZM191 242V241H190ZM195 242V240H194ZM208 242V241H207ZM224 242V241H223ZM242 242V241H241ZM17 243V242H16ZM42 243V242H41ZM46 243V242H45ZM52 243V242H51ZM54 243V242H53ZM60 243V242H59ZM66 243V242H65ZM75 243V242H74ZM84 243V242H83ZM100 246V243L97 242ZM148 243V242H146ZM145 243V244H146ZM153 243V242H152ZM165 243V242H164ZM164 243H160L161 246L162 244L164 245ZM167 243V242H166ZM169 243V242H168ZM172 243V242H171ZM177 243V242H176ZM236 243V241H235ZM248 243V242H246ZM250 243V242H249ZM252 243V242H251ZM259 243V242H258ZM62 244V243H61ZM64 244V243H63ZM69 245H71L70 243H68ZM79 244V243H78ZM96 244V243H95ZM94 244V245H95ZM103 244V243H102ZM109 244V243H107ZM113 244V243H112ZM134 244V243H133ZM137 244V243H136ZM144 244V245H145ZM151 244V243H150ZM174 244V243H172ZM188 244V243H187ZM191 244V243H190ZM193 244V242H192ZM198 245V243H196ZM202 244V243H200ZM220 244L222 245V243L220 242ZM254 244V243H253ZM262 244V243H261ZM40 245V244H39ZM42 245V244H41ZM50 245V244H48ZM58 245V244H57ZM91 245V244H90ZM89 245V246H90ZM93 245V247H94ZM110 245V244H109ZM121 245V243L119 244V246ZM127 245V243H126ZM131 245V244H130ZM130 245L128 243V248H130ZM135 245V244H134ZM158 245V244H157ZM167 245V244H166ZM170 245V244H169ZM206 245V244H205ZM216 245L218 246V244L216 243ZM225 245V244H224ZM235 245V244H234ZM236 245H238L236 243ZM235 245V246H236ZM257 245V244H256ZM260 245V243H259ZM16 246V245H15ZM54 246V244H53ZM82 246V245H81ZM84 248L86 247L85 245H83ZM98 246V247H99ZM104 246V244H103ZM114 246V245H113ZM117 246V244L115 245V247ZM155 246V245H154ZM165 246V245H164ZM175 246V245H174ZM180 246V245H179ZM191 246V245H190ZM40 247V246H39ZM50 247V246H49ZM57 247V246H56ZM97 247V245H96ZM101 247V246H100ZM107 247V246H106ZM109 247V246H108ZM125 247V245H124ZM135 247V246H134ZM139 247V245H138ZM148 247V246H147ZM152 247V246H151ZM150 247V248H151ZM157 247V246H156ZM166 247V246H165ZM195 247V246H194ZM192 247V248H194ZM221 247V246H220ZM244 247V246H243ZM259 247V246H257ZM264 247V246H263ZM262 247V248H263ZM26 248V247H25ZM47 247L45 246V249ZM55 248V247H54ZM82 248V247H81ZM88 249L90 247H87ZM103 248V247H102ZM110 248V247H109ZM114 248V247H113ZM112 248V249H113ZM133 248V246H132ZM136 248V247H135ZM157 248H160V247H157ZM162 248V247H161ZM161 248L159 250H161ZM167 248V247H166ZM170 248V247H168ZM175 248V247H173ZM201 247L199 246L198 249H200ZM203 248V247H202ZM206 248V247H205ZM214 248V247H213ZM222 247V249H224ZM235 249V247H233ZM250 248V247H249ZM42 249V248H41ZM51 249V248H50ZM49 249V250H50ZM56 249V248H55ZM54 249V250H55ZM61 249V248H60ZM74 249V248H73ZM120 249V247H119ZM137 249V248H136ZM140 249V248H139ZM138 249V250H139ZM165 249V248H164ZM258 249L257 251L259 252L261 250V246H260V250L259 248H256ZM40 250V248H39ZM48 250V251H49ZM57 250V249H56ZM59 250V248H58ZM62 250V249H61ZM80 251V249H78ZM77 250V251H78ZM87 250V249H85ZM114 250V249H113ZM112 250V251H113ZM117 250V249H116ZM143 249V252L145 251H148ZM158 250V249H157ZM185 250V249H184ZM218 250V249H216ZM230 250V251H229ZM252 250V247L251 249ZM44 251V250H43ZM43 251L41 253H43ZM75 251V252H77ZM84 251V250H83ZM90 251H93V250H90ZM97 251V250H96ZM96 251L94 253H96ZM99 251V250H98ZM123 251V250H121ZM133 251L135 252L134 248H133ZM155 251V250H154ZM193 251V250H192ZM196 251V250H195ZM194 251V252H195ZM207 251V250H206ZM234 251V250H233ZM239 251H241L239 249ZM253 251V250H252ZM256 251V252H257ZM47 252V251H46ZM45 252V253H46ZM57 252V251H55ZM86 252V251H85ZM84 252V253H85ZM89 252V251H88ZM86 252V254L88 253ZM101 252V250L99 251ZM111 252V250H110ZM114 252V251H113ZM142 252V253H143ZM156 252V251H155ZM159 252V251H157ZM165 252V250H164ZM204 252H205V249H204ZM208 252V251H207ZM250 252V251H249ZM254 252V251H253ZM254 252V253H256ZM50 253V252H49ZM48 253V256L50 255ZM62 253V252H61ZM67 253V252H66ZM65 253V254H66ZM79 253V252H77ZM125 253V251L123 252ZM122 253V254H123ZM130 253V252H129ZM141 253V256H143ZM146 253V252H145ZM168 253V252H167ZM172 253H174L172 251ZM171 253V255H172ZM202 253V252H201ZM260 253V252H259ZM44 254V253H43ZM69 254V253H68ZM80 254V253H79ZM97 254V253H96ZM113 254V253H112ZM134 254V253H133ZM132 254V255H133ZM154 254V253H152ZM151 254V256H152ZM157 254V253H156ZM164 253H161L160 257L162 258V255ZM166 254V253H165ZM188 254V253H187ZM215 254H218L215 253ZM229 254V253H228ZM253 254V253H252ZM27 255V254H26ZM38 255V254H37ZM40 255V254H39ZM46 255V254H45ZM63 255V253H62ZM70 255V254H69ZM74 255V254H73ZM76 255V253H75ZM74 255V256H75ZM82 255V254H81ZM80 255V256H81ZM91 254H89L90 256ZM100 255V254H98ZM115 255V254H114ZM112 256L111 257H115V256ZM125 255V254H124ZM130 255V254H129ZM127 254V256H129ZM135 255V254H134ZM133 255V256H134ZM170 255V256H171ZM193 256V254H191ZM208 255V254H207ZM219 255V254H218ZM232 255V254H231ZM240 255V254H239ZM248 255V254H247ZM259 255V254H258ZM263 255V254H262ZM261 255V256H262ZM44 256V255H42ZM64 256V255H63ZM62 256V257H63ZM66 256V255H65ZM64 256V257H65ZM83 256V255H82ZM95 256V255H94ZM107 256V255H106ZM109 256V255H108ZM131 256V255H130ZM140 256V255H139ZM138 256V257H139ZM140 256V257H141ZM167 256V254H166ZM169 256V255H168ZM220 256V255H219ZM243 256L240 255L239 257L238 256H233V258L231 259V262L230 264H241V257ZM40 257V256H38ZM56 258V256H54ZM61 257V256H60ZM61 257V258H62ZM77 257V256H76ZM88 257V255H87ZM100 257V256H99ZM121 257V256H120ZM132 257V256H131ZM140 257L137 258L140 260ZM144 257V256H143ZM159 258V255L157 256ZM218 257V256H216ZM249 257V256H248ZM251 257V256H250ZM255 257V256H254ZM7 258V257H6ZM11 258V257H10ZM36 258V257H35ZM34 258V259H35ZM41 258V257H40ZM43 258V257H42ZM45 258V257H44ZM75 258V257H74ZM85 258V257H84ZM91 258V257H90ZM88 257V259H90ZM101 258V257H100ZM117 258V256H116ZM122 258H124L122 256ZM121 258V259H122ZM126 258V257H125ZM128 258V257H127ZM136 258V257H135ZM153 258V257H152ZM164 258V257H163ZM204 258V257H203ZM219 258V257H218ZM14 259V258H13ZM64 259V258H62ZM68 259V258H67ZM86 259V258H85ZM102 259V258H101ZM115 259V258H114ZM191 259V258H190ZM190 259H187L183 253H179L177 252L176 255H173L171 256L170 259H168V262L167 264H190L191 260ZM221 259V258H220ZM229 259L226 257V260ZM248 259V258H247ZM246 259V260H247ZM254 259V258H253ZM3 260V259H1ZM8 260V259H7ZM48 260L49 257H48ZM52 260V258H51ZM57 260V258H56ZM59 260V259H58ZM69 260L68 259V263H69ZM74 260V259H73ZM77 260V259H76ZM79 260V258H78ZM97 260V259H96ZM107 260V259H106ZM111 260V259H110ZM144 260V259H143ZM152 260V259H151ZM155 260V259H154ZM158 260V259H157ZM156 260V261H157ZM167 260V259H166ZM257 259H255L256 261ZM263 260V259H262ZM10 261V259L8 260ZM16 261V260H15ZM35 260H33L34 262ZM40 261V260H39ZM42 261V260H41ZM53 261V260H52ZM63 261V260H62ZM65 261V259H64ZM63 261V262H64ZM72 260H70L71 262ZM75 261V260H74ZM108 261V260H107ZM114 262V260H112ZM111 261V262H112ZM120 261V259H119ZM126 261V260H125ZM138 261V260H137ZM153 261V260H152ZM197 261H200V260H197ZM196 261V258H194V261L192 260V262H197ZM244 261V260H243ZM254 261V260H253ZM36 262V261H35ZM49 262V261H48ZM67 262V260H66ZM64 263V264H67V263ZM76 262V261H75ZM88 262L91 263V261L89 260ZM117 262V261H116ZM123 262V261H122ZM139 262V261H138ZM143 262V261H142ZM148 261L144 262L145 264L147 263ZM158 262V261H157ZM211 260L208 259V258H204L203 259V262L201 261V263L203 264H208L210 263ZM229 262V261H227ZM257 262V261H256ZM2 263V262H1ZM4 263V262H3ZM38 264V261L36 262ZM35 263V264H36ZM40 263V262H39ZM46 263V262H44ZM51 263V261H50ZM55 263V262H53ZM86 263V262H85ZM89 263V264H90ZM93 263V261H92ZM104 262H102L103 264ZM115 263V262H114ZM163 263V262H162ZM259 263V262H258ZM264 263V261H263ZM263 263H259V264H263ZM33 264V263H32ZM57 264V262H56ZM62 264V263H61ZM71 264V263H70ZM76 264V263H75ZM95 264H98V263H95ZM107 264V263H106ZM122 264V263H121ZM125 264V262L123 263ZM137 264V263H136ZM143 264V263H142ZM150 264V263H149ZM165 264V263H163ZM199 264V263H198ZM247 264H249L247 262ZM255 264V262L253 263Z\"/></svg>", "mask_w": 264, "mask_h": 264}]
</instances>
